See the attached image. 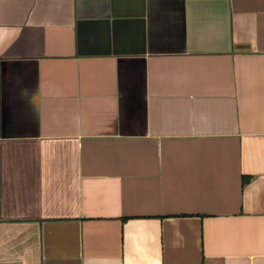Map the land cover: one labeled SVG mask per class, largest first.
I'll return each instance as SVG.
<instances>
[{
  "label": "crops",
  "instance_id": "0c3cea01",
  "mask_svg": "<svg viewBox=\"0 0 264 264\" xmlns=\"http://www.w3.org/2000/svg\"><path fill=\"white\" fill-rule=\"evenodd\" d=\"M0 264H264V0H0Z\"/></svg>",
  "mask_w": 264,
  "mask_h": 264
}]
</instances>
